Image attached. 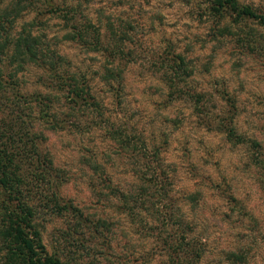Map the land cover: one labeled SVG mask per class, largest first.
<instances>
[{"label": "trees", "instance_id": "obj_1", "mask_svg": "<svg viewBox=\"0 0 264 264\" xmlns=\"http://www.w3.org/2000/svg\"><path fill=\"white\" fill-rule=\"evenodd\" d=\"M173 1L185 5L196 21L206 24L211 40L229 41L239 52L257 59L264 69V12L238 0ZM132 21L96 13L89 0H0V264L77 263L66 258L68 248L60 246L57 238L49 247L44 243L43 224L39 222L44 214L70 219L68 227L58 232L67 243L69 239L95 245L93 240L107 239L103 218L87 216L60 194L66 173L54 164L45 147L47 132L82 135L95 128L115 143L117 154L132 159L129 171L135 183L126 187L113 184L94 153L83 154L80 161L94 192L114 197L119 202L116 206L131 217L138 214L141 205L150 207L149 215L153 214L160 225L155 239L165 264H200L207 252L206 235L195 232L194 219L152 210L157 201L167 200L168 186L172 185L170 164L160 155L166 151L167 139L147 144L139 135L111 122L92 89L88 71L73 65L61 50L64 43H73L93 52L99 59L97 79L110 92L112 102L120 105L123 72L133 55ZM160 60L157 79L165 89L166 106L188 100L200 125L220 132L233 145L245 147L263 190L264 150L258 140L236 132L233 99L225 90L217 91L226 108L212 110L208 91L188 87L196 66L188 63L184 51L167 44ZM27 74L32 76L29 83ZM188 170L195 173L191 164ZM199 196V190H192L182 197L185 203L197 205ZM225 197L230 207H237L234 196L228 193ZM248 248L223 247L214 253L224 264H247Z\"/></svg>", "mask_w": 264, "mask_h": 264}, {"label": "rangeland", "instance_id": "obj_2", "mask_svg": "<svg viewBox=\"0 0 264 264\" xmlns=\"http://www.w3.org/2000/svg\"><path fill=\"white\" fill-rule=\"evenodd\" d=\"M238 2L264 12V0ZM89 5L96 13L110 15L114 20L133 19V55L123 72L120 105L112 102L110 92L97 79L99 59L93 52H85L73 43H64L61 50L73 65L88 71L92 89L111 122L139 135L147 144L167 139L166 151L160 155L170 164L172 185L168 186L167 200L157 201L152 210L182 213L188 220L194 219L195 232L206 235L207 252L200 264H224L214 252L237 245L245 249L249 246L247 264H264V188L249 165L246 148L233 145L220 132L200 125L191 114L188 100L166 106L165 89L157 79L166 45L184 51L188 63L196 66L188 87L208 91V106L215 111L226 108L217 95V91L225 90L235 104L232 124L236 132L258 140L264 150V69L260 62L239 52L229 41L211 40L206 35V24L196 21L188 8L176 1L89 0ZM31 77L26 75L27 83ZM46 136L45 147L54 164L66 173L60 194L87 216L103 218L107 226V239H95V245L83 240L68 239L67 243L58 232L68 227L70 219L44 214L39 222L43 224L42 238L47 247L57 238L60 246L68 248L66 258L76 264H165L155 239L160 225L153 214L149 215L150 207L141 205L142 209L132 217L124 213L114 197L105 198L94 192L80 161L81 155L94 153L111 182L126 187L135 183L129 171L132 159L117 154L115 143L100 129L82 135L47 132ZM190 164L195 173L188 170ZM192 190L200 192L197 205L183 201L182 196ZM228 193L242 209L230 207L225 197Z\"/></svg>", "mask_w": 264, "mask_h": 264}]
</instances>
